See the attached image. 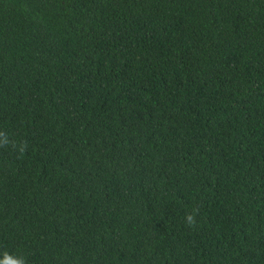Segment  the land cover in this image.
I'll return each mask as SVG.
<instances>
[{
  "label": "trees",
  "instance_id": "trees-1",
  "mask_svg": "<svg viewBox=\"0 0 264 264\" xmlns=\"http://www.w3.org/2000/svg\"><path fill=\"white\" fill-rule=\"evenodd\" d=\"M0 264H264V0H0Z\"/></svg>",
  "mask_w": 264,
  "mask_h": 264
},
{
  "label": "clouds",
  "instance_id": "clouds-1",
  "mask_svg": "<svg viewBox=\"0 0 264 264\" xmlns=\"http://www.w3.org/2000/svg\"><path fill=\"white\" fill-rule=\"evenodd\" d=\"M186 220H187V222H188L189 224L193 223V217H192L191 215H188V216L186 217Z\"/></svg>",
  "mask_w": 264,
  "mask_h": 264
}]
</instances>
